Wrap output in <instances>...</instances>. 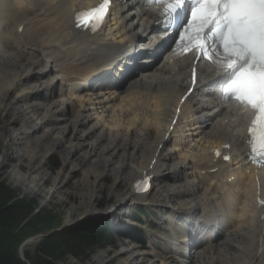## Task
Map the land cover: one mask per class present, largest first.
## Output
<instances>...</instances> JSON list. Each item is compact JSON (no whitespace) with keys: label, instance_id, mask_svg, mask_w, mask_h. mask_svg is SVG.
Wrapping results in <instances>:
<instances>
[{"label":"bare ground","instance_id":"bare-ground-1","mask_svg":"<svg viewBox=\"0 0 264 264\" xmlns=\"http://www.w3.org/2000/svg\"><path fill=\"white\" fill-rule=\"evenodd\" d=\"M98 1L0 0V20L7 15L21 17L29 11L33 12L36 8L39 12L17 35L19 41H15V46L18 52L14 55L0 53V110L3 115L11 116L10 122L0 127V141L4 148L0 152V170H8L12 163H16L13 170L24 172L28 175V179L32 180L31 182L36 183L42 180L47 182L49 178L44 174L43 165H40L41 161L53 150L67 149L70 151L64 155L63 161L73 170L78 169L72 172L73 176L81 171L86 178L90 175H97L100 178L105 170L113 174L114 165H119V171L115 173L118 177L122 171L126 170L124 167L132 165L130 173L137 176L133 180L137 179L142 172H148V175L154 176L156 186L163 185L160 194L162 201L168 204L176 202L178 205L168 214L171 217L170 220L175 221L185 219L183 212H174H179L182 207H186L184 198L187 194L193 196L199 189L185 184L179 186L182 189L167 186L169 179L165 177V172L176 169L177 165L173 164L177 162L170 165L181 155L183 157L180 163L185 165V168L188 165L193 171L205 172V175L199 179L209 181L208 188L200 194L202 198L195 206L208 210L213 204L217 209H221L222 215V210L224 211L226 207L222 206L218 199H223L231 208L241 204L240 213L235 214L230 221L225 218L221 232L231 225L232 221L237 222L238 225L233 232L226 233V241L219 242L214 247L203 248L202 252H199L201 248L192 247L194 253L186 254V249L174 245L169 249L170 256L164 259L153 253L139 254L129 258L126 264H130L133 260L136 264H145L146 258L154 259L152 264H156L157 260L161 261L160 264H241L242 262L243 264H264V250L258 258L255 257L257 239L260 236L264 238V233L254 226V217L259 216L260 210L255 208L252 202L254 191L252 178L244 175L246 167L242 160L243 148L233 152L237 162L231 159L230 163L236 165L233 172H237L238 177L230 183L225 180L228 175L220 161L214 162V159L210 158L213 150L222 151L225 143H229L231 148L235 149V143L244 142L243 139L239 140L237 130L235 134L237 139L221 133L205 136L207 133L204 134L202 130L207 123L202 116L196 117L199 108H196L193 105L194 101H191L190 106L184 110H187V117L183 123L177 122L174 132L164 142L165 133L173 119V117H166L168 107L176 104L175 93L179 92L176 83H167L163 88L146 84L137 91L125 92L124 96H120L116 90L108 87L99 89L77 87L83 78L93 74L99 75L98 72L102 73L96 72V67H100V64L108 60L115 61L126 50L133 34L131 22L127 21L128 16L123 15L126 12L125 5L121 8L120 14H113V17L108 19V26L100 35L87 38L75 32L69 20L73 12L91 7ZM133 16L138 20L137 13L133 12ZM140 20L141 27L146 29L149 28L152 17L149 14H143ZM26 21H21L16 28L23 26L22 23ZM7 39H9L8 35H0V41ZM23 53L31 57L26 68L19 64ZM186 58L188 59L183 64L184 68L185 63L190 62V58ZM188 69L189 67L185 69L179 67L178 76L184 77ZM165 70L162 68L159 71L160 76ZM150 74L152 73L149 72L146 76ZM138 85L137 82L135 86ZM209 88L210 86L207 85L201 91L207 96H213V91ZM209 106H211L210 103ZM209 115L206 119L209 123L217 117L212 110ZM230 118L232 120L230 126L239 128L244 126L243 118L237 115H230ZM16 123L20 126L19 135L14 137L9 133L7 126H14ZM89 123H92L91 128H87ZM187 127L197 132L194 133L195 136L203 135L200 140L194 141L192 147H190V141L184 142L186 136H183L181 131ZM82 130H85L83 135ZM150 130H153L154 138L152 143H149L150 147H146L147 144L145 145L144 141L151 137ZM41 131L44 134L37 137L36 135ZM143 131L144 134H142ZM88 140L92 141L87 143ZM17 141L20 142L21 149L9 153ZM169 142L173 143L172 153L174 154L170 151L168 154L163 153ZM155 143L156 146L153 149L152 146ZM161 144L163 148L157 156L156 153ZM194 146L200 149L196 150ZM128 148L132 149V153L126 152ZM116 157L121 159L120 163L117 162ZM114 159L117 164L112 163ZM96 160L99 161L98 164H95ZM154 160L155 164L151 170L149 167ZM214 168H217L216 172L210 174L209 171ZM181 176L174 171V177L171 178L184 180L185 178ZM123 177L127 179L132 176L124 173ZM22 180L23 178L18 179V182ZM69 183V179L65 184L61 183L63 185L58 186L56 191L61 192ZM223 219L224 217L222 221ZM248 234L251 240L247 242ZM181 239L179 245L185 243V236ZM237 245L245 247L241 249L239 246L238 249ZM219 246H221L220 249H218ZM128 253L130 251L120 253L117 257H124ZM101 258L100 255L97 257L99 260Z\"/></svg>","mask_w":264,"mask_h":264},{"label":"snow or ice","instance_id":"snow-or-ice-1","mask_svg":"<svg viewBox=\"0 0 264 264\" xmlns=\"http://www.w3.org/2000/svg\"><path fill=\"white\" fill-rule=\"evenodd\" d=\"M148 3L157 7L167 25L165 31L175 28L184 54L192 53L197 61H206L221 72L215 85L221 99L234 101L251 115L250 152L264 159V0ZM109 7L110 0H102L96 8L78 12L74 18L76 27L98 30Z\"/></svg>","mask_w":264,"mask_h":264},{"label":"rangeland","instance_id":"rangeland-1","mask_svg":"<svg viewBox=\"0 0 264 264\" xmlns=\"http://www.w3.org/2000/svg\"><path fill=\"white\" fill-rule=\"evenodd\" d=\"M37 12H38V9L36 8L33 12H30V11L27 12L26 14H24V16L10 17L11 15H7L4 19L0 20L1 21L0 22V35L6 34L9 36V39H7L6 41H3V40L0 41V53L1 54L14 55L15 53L18 52L15 46V41L16 42L19 41L18 39L19 36H17L16 38V33H14V28L16 25H19L21 21H25V20L28 21V19L31 17L33 18L30 19L29 21L33 20L35 16L39 13ZM133 12L134 11L129 10V12H125V13L133 14ZM30 58L31 57H27V53H23L22 58L19 62L20 66H22L23 68H26L25 66L29 64ZM160 77L163 78L164 76L163 77L160 76ZM135 81L131 83H136ZM138 83L140 84L141 82H138ZM10 119H11L10 114L3 115L0 110V127L10 122ZM214 119L215 118H213L212 120ZM92 123H89L87 128H91ZM19 127H20L19 124L16 123L14 126H10V127L7 126V129L11 135L16 137L19 133L18 131ZM211 130H212V127L209 128L208 132H210ZM231 131H234L235 134H237V131L235 129H231ZM43 134L44 132L41 131L36 136L41 137ZM81 134L82 135L85 134V130H82ZM153 138H154V135H152L149 139L152 141ZM91 141L92 140H88L87 143ZM151 141L149 140L144 141V144L145 145L147 144L146 147H150L149 143H152ZM1 143L2 142L0 141V152L4 150ZM155 145L156 144H154L153 146ZM132 147L133 146L131 145V148ZM131 148H128L126 152L132 153ZM20 149H21L20 142L17 141L16 143L13 144V147H11V151H9V153L19 151ZM170 149H171V146L169 145V147H167L165 151L168 152ZM69 151L70 149H67L64 151L53 150V152L48 154L46 158H44L41 161L40 165H43L44 174L46 177L49 178L47 182H44L43 180L38 181L36 183L31 182L32 180L28 179V175H26L24 172H21V171L18 172L16 169L13 170V167L17 165L16 163H12L11 167L8 170H5V171L0 170V179L3 180L10 188L17 191L20 195V198L33 199L37 201L38 209L42 208L44 210H50L51 207L55 208V210L57 211L58 217L61 219V226L58 230L59 232H61L63 229L67 227H70L76 224L75 222L79 219V217L82 216L86 212H90V211L101 212L103 209H105V206L111 205L115 203L116 201L120 202L119 200L124 198V196L126 195V191L129 188L130 181H133V179L137 177V176L131 175L130 173V168L132 165H129L128 167H124L126 168V170L120 173L119 175L120 177L115 176L116 175L115 173L119 171V167H120L119 165H114L115 172L113 174L108 172V170H105L103 173V176H101L100 178L97 175H90L89 178L88 177L86 178L81 173V171L76 172L75 175L73 176L72 172L77 171L78 169L73 170L69 164L63 161L64 155L69 153ZM135 157L137 158V156ZM144 160H146V158H144ZM177 161L178 160H175L174 162L172 163L170 162V163L172 165L173 163H176ZM94 162L95 164L99 163L98 160ZM117 162L120 163L121 159L117 158ZM117 162L115 159L112 161V163H115V164H117ZM124 173L130 174V176L132 177L124 179L123 177ZM166 174L169 175L170 173L166 171ZM22 178H23L22 182L19 183L18 179H22ZM68 179L70 180V183L61 192L56 191L58 186L60 187L63 184H65V182H67ZM118 180L121 182H119ZM193 182H194L193 179L189 178L188 180H186L185 185L186 184L193 185ZM167 183H168L167 186H169V188H179L180 186L178 183L177 184L172 183L171 179H169ZM195 183L196 182H194V184ZM162 186L161 185L156 186L151 194V197L149 198V199H153V201L156 202L155 203L156 205H161L160 194L162 191ZM186 198L184 199L186 200ZM138 203H141V202H138ZM162 205L164 207L167 206L166 204H162ZM99 206H102V207L104 206V208L102 210H99ZM160 210H163V211H160ZM154 212L157 215L154 214L152 219L157 224H160L166 218V210L159 208V209H155ZM159 213L161 214L160 216H159ZM223 238L224 237L222 236L219 239V241H222ZM248 241H250V239H247V242ZM37 242L35 241L31 245V247H33L35 243ZM157 243H158L157 240L156 241L149 240V246H150L149 250L141 251L139 250L137 245L123 242L119 238H116L114 240L113 245L110 248H106L103 250H100V249L95 250V252L92 254V256L89 258L88 261L84 263H80L79 261L69 259V264H126L129 258H134L135 256L139 254H148L150 252H154L155 254L160 255L159 254L160 250L165 251V254H167L168 253L167 245L165 243H161L159 246L160 248H157L156 247ZM218 243H216L215 245H217ZM239 246H241V249H244L245 247L244 245H237V248ZM218 249H220V247ZM126 251H130V253H128L127 255H124V257L123 256L117 257L118 254L124 253ZM99 255L102 257L100 260L97 259ZM161 256L163 259L168 257V255H163V254ZM153 261L154 260L151 258H146L145 264H152ZM130 264H136V261L133 260L130 262ZM241 264H243V262Z\"/></svg>","mask_w":264,"mask_h":264},{"label":"trees","instance_id":"trees-1","mask_svg":"<svg viewBox=\"0 0 264 264\" xmlns=\"http://www.w3.org/2000/svg\"><path fill=\"white\" fill-rule=\"evenodd\" d=\"M60 226L54 207L38 209L37 201L20 198L0 179V264H69V259L84 263L108 244L104 224L86 222L80 229L55 232ZM40 236L33 247L23 251L22 261L20 246Z\"/></svg>","mask_w":264,"mask_h":264},{"label":"water","instance_id":"water-1","mask_svg":"<svg viewBox=\"0 0 264 264\" xmlns=\"http://www.w3.org/2000/svg\"><path fill=\"white\" fill-rule=\"evenodd\" d=\"M55 232H59V231H55ZM52 234H53V233H52ZM42 238H43V237H38V238H35V239H32V240H29V241L25 242V243L19 248V257H20V259H21L22 261H24V259H23V253H22L23 249H26V248L31 247V245H32L35 241L40 240V239H42Z\"/></svg>","mask_w":264,"mask_h":264}]
</instances>
